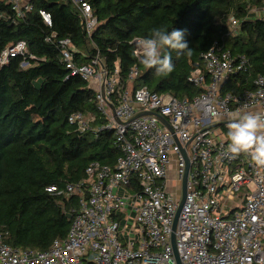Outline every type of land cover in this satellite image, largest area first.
Here are the masks:
<instances>
[{
  "label": "built area",
  "instance_id": "obj_1",
  "mask_svg": "<svg viewBox=\"0 0 264 264\" xmlns=\"http://www.w3.org/2000/svg\"><path fill=\"white\" fill-rule=\"evenodd\" d=\"M72 2L90 36L97 19L83 0ZM0 3L16 18L32 11L30 0ZM40 16L51 25L48 13ZM250 16L264 18V6ZM227 23L225 37L235 36L241 21L229 16ZM56 48L69 76L86 81L95 96L98 116L73 113L69 124L94 137L111 131L120 154L113 166L89 163L76 183L48 187L71 217L67 235L38 251L8 246L0 233V264H176L174 251L179 264H264V166L246 153L229 154L226 137L236 114L264 116V77H252L251 90L221 93L231 77L250 74L248 59L232 56L222 38L214 41L187 79L201 93L178 100L132 88L135 67L124 84L118 67L107 71L97 55L77 64L68 39ZM25 54L24 42L9 46L0 67Z\"/></svg>",
  "mask_w": 264,
  "mask_h": 264
},
{
  "label": "trees",
  "instance_id": "obj_2",
  "mask_svg": "<svg viewBox=\"0 0 264 264\" xmlns=\"http://www.w3.org/2000/svg\"><path fill=\"white\" fill-rule=\"evenodd\" d=\"M83 1L98 22L90 36L72 0H30L32 11L22 18L0 3V54L17 42L26 46L24 57L0 67V233L13 248L44 251L55 239L64 238L71 217L46 189L78 182L91 162L113 166L120 154L111 131L94 137L69 124L73 113L98 114L88 83L69 76L60 60L59 40L70 41L77 64L97 55L107 71L118 67L124 84L135 67L138 76L132 88L178 100L201 93L188 76L203 67L201 55L221 38L232 56H244L250 65V74L231 77L222 94L251 90L250 79L264 77V18L249 17L264 0ZM41 11L50 15V26L44 24ZM229 16L241 24L235 36L225 37ZM154 27L185 32L191 51L168 50L174 63L171 73L146 68L134 54L133 41L150 35Z\"/></svg>",
  "mask_w": 264,
  "mask_h": 264
},
{
  "label": "clouds",
  "instance_id": "obj_3",
  "mask_svg": "<svg viewBox=\"0 0 264 264\" xmlns=\"http://www.w3.org/2000/svg\"><path fill=\"white\" fill-rule=\"evenodd\" d=\"M136 53L146 68L158 74H168L174 69L169 49L191 51L184 30L154 27L150 35L137 36ZM227 152L233 157L246 153L257 165L264 166V116L246 112L236 114L227 124Z\"/></svg>",
  "mask_w": 264,
  "mask_h": 264
},
{
  "label": "water",
  "instance_id": "obj_4",
  "mask_svg": "<svg viewBox=\"0 0 264 264\" xmlns=\"http://www.w3.org/2000/svg\"><path fill=\"white\" fill-rule=\"evenodd\" d=\"M145 114H149V113H145ZM150 114H152V113H150ZM155 116H156L161 122H164V119H163L162 117L157 116V115H155ZM183 156H185V155L183 154ZM187 170H188V165L186 166V172H185L184 179H183L182 201H181V203H180V205H179V207H178V210H177V212H176L175 220H174V223H173L172 230L175 229L176 219H177V216H178L179 211H180V209H181V206H182V203H183V199H184V196H185V193H186L185 183H186V174H187ZM171 242H172V245L174 246V237H173V236H172V238H171ZM174 255H175L176 264H179V261H178V258H177V256H176L175 251H174Z\"/></svg>",
  "mask_w": 264,
  "mask_h": 264
},
{
  "label": "rangeland",
  "instance_id": "obj_5",
  "mask_svg": "<svg viewBox=\"0 0 264 264\" xmlns=\"http://www.w3.org/2000/svg\"><path fill=\"white\" fill-rule=\"evenodd\" d=\"M23 1H25V0H23ZM4 113H5V114H9V110H6ZM35 122H36V120H35ZM169 178H170V180H172V179L174 178V175L171 173V174L169 175ZM241 193H244V191L242 190Z\"/></svg>",
  "mask_w": 264,
  "mask_h": 264
}]
</instances>
